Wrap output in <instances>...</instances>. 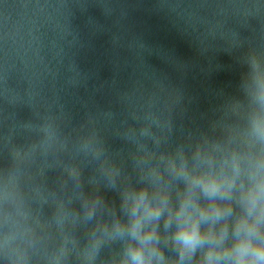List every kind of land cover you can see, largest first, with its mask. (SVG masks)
<instances>
[{"label":"clouds","instance_id":"obj_1","mask_svg":"<svg viewBox=\"0 0 264 264\" xmlns=\"http://www.w3.org/2000/svg\"><path fill=\"white\" fill-rule=\"evenodd\" d=\"M142 2L44 0L63 15L42 70L0 61V264H264V0H152L190 59L132 29ZM90 8L110 46L98 83L78 60ZM221 55L235 78L193 112L186 78Z\"/></svg>","mask_w":264,"mask_h":264},{"label":"water","instance_id":"obj_2","mask_svg":"<svg viewBox=\"0 0 264 264\" xmlns=\"http://www.w3.org/2000/svg\"><path fill=\"white\" fill-rule=\"evenodd\" d=\"M43 2L44 0H0V37L6 28L9 31L7 41H0V46L7 51L6 58L0 56V61L5 63V76L34 75L42 70L39 52L46 46L51 30L58 28L63 15L59 8L35 7ZM88 15L100 17L98 9L90 8L84 16L75 21L84 40L90 41L88 46L81 50L78 60L82 68L92 70L94 82L98 83L108 80L112 75L110 46L107 35L89 37ZM129 23L133 30L141 33L150 43L173 52L177 57L190 59L194 56L188 39L172 26L166 16L153 10L152 0H143L139 7L133 9ZM147 61L158 68L166 67L156 55L147 57ZM218 61L222 67L207 78L198 74L186 78V85L194 96L193 112L207 105L209 90L226 87L235 78L234 70L229 67L230 58L221 55ZM98 99L103 102L105 98ZM21 114L27 115V110L24 109Z\"/></svg>","mask_w":264,"mask_h":264}]
</instances>
